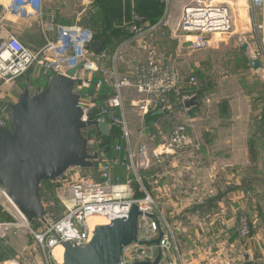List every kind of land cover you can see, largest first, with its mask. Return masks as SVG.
<instances>
[{
  "label": "built area",
  "instance_id": "1",
  "mask_svg": "<svg viewBox=\"0 0 264 264\" xmlns=\"http://www.w3.org/2000/svg\"><path fill=\"white\" fill-rule=\"evenodd\" d=\"M32 1H36L33 5L39 7L36 9V14L39 17L45 16V20L39 24L44 42L38 49L32 51L13 35L9 34L0 38V79L11 82L38 67L44 71L48 80L51 76L63 75L65 71L82 63V68L73 78L76 90L81 97L82 120L84 122L90 120L92 110L99 106L96 120L118 128L119 133L117 143L113 147V155L98 157L101 159L98 179L82 178L78 173L67 178L70 200L63 203L65 213L39 231L31 228L30 221L16 210L1 188L3 196L12 205L15 214L12 221L0 223V244L12 231L27 230L33 236L42 254L43 264H64L62 245L67 243L75 247L88 244L96 226L91 225V220L101 219L104 222L103 225H106L114 220L127 218L131 207L136 206L142 214L137 220V242L131 243L122 250L120 264H153L157 257V247L143 243L155 240L159 230L162 237L158 246L161 252L158 264H186L175 232L163 215L151 190L143 184L140 172L149 168L150 156L159 163L165 159V155L171 152H182L192 145L187 123L174 125L167 137L161 140L151 152L147 153L143 146L135 153L124 100V89L129 87L130 83L127 80L128 77L121 76L119 68L120 54L126 48L142 41L146 36L150 37L165 25L163 23L171 0H158L163 4V14L156 23L135 25L132 38L123 41L112 50L102 49L97 56L88 51L91 42L94 41L93 34L78 24L56 25L52 16L50 20H47L46 14H43V0H5L0 13V30H4L5 24L12 22L11 18L29 17L28 15L32 14L29 12ZM84 1L86 4L93 2V0ZM123 1L133 4L143 0ZM245 3L250 33L255 44V54L252 58H258L263 63L264 0H245ZM232 7L231 3L224 0H190L181 10L175 33L188 44V49L192 53L205 51L210 47L211 41L214 42L213 38L228 37L233 32ZM215 43L219 42L215 41ZM239 43L244 44L241 40ZM247 47L249 49L250 45L248 44ZM96 59L100 61V65H97ZM161 73V66L152 64L151 80L145 87L139 88L138 92L151 97L172 90L176 95L181 94L180 75L173 73L164 78V76L161 77ZM193 81L194 79L190 78L188 84L193 85ZM102 91H107L108 95L100 104H94L93 99H96L95 97ZM142 103H144L143 114L152 107H161L166 112L169 107L163 98L153 103L149 99ZM0 126L8 128L5 107H0ZM95 133L98 135L97 132ZM116 171L127 175L125 182L116 175ZM133 186H136L137 192L141 194L140 197H131ZM146 214L154 216L156 221L147 218ZM236 228L240 238L247 237L250 227L246 217L241 215L238 217ZM57 248H62L61 257H56L54 254ZM0 258H2V252H0ZM4 264L22 263L17 258H12L7 259Z\"/></svg>",
  "mask_w": 264,
  "mask_h": 264
},
{
  "label": "rangeland",
  "instance_id": "2",
  "mask_svg": "<svg viewBox=\"0 0 264 264\" xmlns=\"http://www.w3.org/2000/svg\"><path fill=\"white\" fill-rule=\"evenodd\" d=\"M189 1L171 0L167 17L163 23V25L167 24V31L158 32L155 37L146 36L142 41L129 46L120 54V60L126 70L127 57L134 58L133 64H142L138 55L140 52H144L147 61L161 66V77L166 78L173 73L180 74L181 80L193 77V85L203 87V100L205 99V106H207L204 112L206 117L198 130H193L194 134H197L199 138L203 135L211 136V146L215 147L222 158L221 161H224L223 164L229 162L235 166L232 167V186L234 184L237 187L243 198L238 199L236 204L232 206L230 221H228L230 215L228 210L225 212L226 214L223 213L228 216L227 220L217 221L212 225L210 223H198L197 230L202 234L199 236L203 245L204 242L206 244L211 243V239L208 238L209 234L206 232L213 230L216 237L218 229L227 232L233 238L231 242L238 246V250L243 251L253 235L261 233L264 236V60L262 63L263 70L254 72L249 67L248 59L255 54V44L250 33L245 0H224L233 5L234 27L230 36L213 38L214 42L224 40L222 43H218L219 46L209 47L203 52L192 53L188 49V44L182 39L172 40L170 28L179 21L181 10ZM0 2L3 3L5 0H0ZM34 3L36 1H32L31 7L29 6V12H32L28 15L29 17L11 18L12 22L8 23L7 30L4 31L6 32L5 36L13 35L32 51L38 49L44 42L43 32L39 24L45 20L44 15H41L42 18L40 19L36 14V9L39 7L34 6ZM126 5V3L121 2V5L115 10H107L105 7L93 9L95 4H86L84 0H43L42 8L43 14H46V19L50 20L52 16L56 25L78 24L90 31L109 29L111 35L115 34L111 38L112 44L117 43L119 45L126 40L125 38L121 39L124 32H133L132 30L135 25H138L137 21L139 20L134 15L136 13L134 6L128 8ZM104 14L108 15L109 23L107 26L101 25ZM117 27L122 28L123 32L119 29H117L118 32L113 30ZM239 40L250 45L247 54H243L242 50H239L241 45ZM226 41L228 42L226 43ZM44 76L47 78L44 71L36 67L17 80L5 82L0 79V107H6L7 104L15 100L25 87L31 91H38L39 87H43L40 85L43 83ZM211 91L218 92V94H213ZM132 93L130 92L126 97L125 112L133 149L137 153L139 148L144 146L149 153L160 144L161 140L167 137L172 128V123L182 124L185 119L183 120L179 116L168 121L165 116H162L154 122L146 124L142 119V107L144 105L142 102L149 99L153 103L157 99L163 98L166 104L170 106V111L171 103L175 99L174 93L167 92L152 97L147 94L133 96ZM210 93L211 95H209ZM148 112L149 110L146 114ZM88 134L89 139L95 142L96 149L102 158L106 155L103 152L102 138L90 130ZM116 143L113 141L110 143V147L115 146ZM190 147H194V144ZM186 150L188 151L189 147ZM100 163L101 159L94 161V166L97 167H93L95 168L93 171L92 168L90 171H87L88 169H72L53 182L42 183L40 196L47 212V223L30 222L31 228L39 231L48 223L60 218L66 210L63 203L70 200L67 178L78 173L82 178L97 179ZM116 175L120 177L122 182H125L127 177L125 173L116 171ZM228 176L222 175L221 180H226ZM149 188L151 189L150 185ZM136 193L133 186L131 197L135 198ZM161 209L164 208L161 207ZM14 214L12 205L5 199L0 188V223L12 221ZM240 215L246 217L250 227V231L244 239L237 234L236 223ZM92 223L104 224L101 219H94ZM172 228L175 234L181 233L180 223L175 226L172 225ZM177 239L181 250L183 246L181 234ZM230 240L217 237L214 240V245H212L215 247L212 249H216L215 252H218L221 248L228 246ZM262 240L264 241V239ZM206 244L202 247L199 246L201 252L207 248ZM252 247L254 260L252 264H263L260 260L264 254V243L254 244ZM0 252H2L0 264H4L7 259L12 258H17L22 264H43L42 254L33 236L27 230L12 231L9 237L0 244ZM240 253H238L237 263L243 264Z\"/></svg>",
  "mask_w": 264,
  "mask_h": 264
},
{
  "label": "water",
  "instance_id": "3",
  "mask_svg": "<svg viewBox=\"0 0 264 264\" xmlns=\"http://www.w3.org/2000/svg\"><path fill=\"white\" fill-rule=\"evenodd\" d=\"M141 22V20H138ZM104 40H94L89 46L97 56L104 47ZM247 52V44L241 46ZM249 67L256 72L263 70L258 58L248 59ZM82 63L63 75L51 76L45 86L33 92L25 87L15 100L6 105L8 128L0 126V188L7 199L30 222L47 223V212L40 196L44 182H53L72 169H90L99 157L95 142L89 139V130L101 136L110 135L112 127L102 121L82 120L80 95L74 76ZM186 112L199 109L198 96L182 98ZM104 152L107 149L103 150ZM142 216L132 206L125 219L106 225H96L93 237L85 246L63 244L64 264H120L122 250L137 242V220ZM156 221L152 215H145ZM162 233L145 245L158 248Z\"/></svg>",
  "mask_w": 264,
  "mask_h": 264
},
{
  "label": "crops",
  "instance_id": "4",
  "mask_svg": "<svg viewBox=\"0 0 264 264\" xmlns=\"http://www.w3.org/2000/svg\"><path fill=\"white\" fill-rule=\"evenodd\" d=\"M3 6L4 4L0 2L1 11ZM162 14L163 12L161 13L160 18L162 17ZM177 24L178 22L174 27L170 28V38L172 40L181 39L175 33ZM7 26L8 24H5L4 30H0V37L5 36L6 32L4 31L7 30ZM165 31H167V24L152 34L151 37H155L158 32ZM223 41L219 43H222ZM227 42L228 41H226V43ZM217 45L218 43L211 41L210 48L216 47ZM241 46L239 47V45H237L239 50H241ZM247 52H243V54H247ZM138 57L142 60V64H133L132 61L134 58L129 56L126 59V70L123 68L124 64L122 62L119 65L121 76L128 77L127 80L130 83V86L124 89L125 102L127 100L126 97L130 92H133V96L143 94L139 93L138 89L145 87L151 80L150 71L152 64L150 61L146 60L144 52H140ZM96 63L97 65H100L98 59H96ZM46 82L47 78L44 76L43 83L40 86L43 85L44 87ZM43 87H39V90ZM198 87L199 109L194 108L189 112H186L181 107L172 105L170 111L169 106L165 114L168 121L176 119L179 116H181L183 120L185 119L183 122L185 124L187 123L188 134L194 147L189 146L188 151L183 150L182 152H171L170 154L165 155V159L163 158L164 160L159 163L150 156V166L144 173V180H147L148 186H151V193L157 204L160 208H164L161 209L162 213L170 225L175 226L177 223L181 224V233H176L175 236H177V242L179 234H181L183 238L181 252L186 264H238V253L240 252L239 255H241L243 264H252L254 261L252 258V246L254 244L260 245V243H264L262 240L264 239V236L261 233L253 235L249 240V247L246 245L245 250L242 251L241 249L238 250V246L231 242L233 238L230 237L227 232L217 229V235L215 237L213 230H208L206 233L209 234L207 235L209 236L208 238L211 239V243L208 242L209 246H207L208 243L206 244V242H204L207 248L202 252L199 247H202L205 244L203 245L199 236L202 234L197 230L198 223L200 224L203 222L212 225V223H216L217 221L222 222L223 220H227L228 216H225L223 213L228 210V213L230 214L228 221H230L232 215L231 208L236 204L238 199L243 198V195L239 194V191L234 184L232 186V167L235 166H232L229 162L223 164L224 161H221V156L218 154L215 147L211 146L212 137L203 135L199 138L197 134H194L193 130H198L199 126L202 125L201 122L206 117L204 112L207 108V106H205L206 101L205 99L203 100V87ZM211 93L218 94V92L215 91H211ZM211 93L209 95H211ZM102 94L103 92L98 94L97 97H95L96 99H93L92 102L94 104H100V102L103 101V99H100ZM104 96L106 95L104 94ZM96 108H99V106ZM95 111L96 109H93L92 112ZM174 125L176 124L172 123L171 126L173 127ZM116 139L117 137H113L110 141L113 142L116 141ZM222 175L229 176L226 180L222 181ZM228 181H230V183H228ZM204 210L206 211L203 213ZM217 237L231 240L229 241L228 246L215 252L216 249H212L215 246L212 247V245H214V240ZM261 258L260 261L264 264V254H262Z\"/></svg>",
  "mask_w": 264,
  "mask_h": 264
},
{
  "label": "trees",
  "instance_id": "5",
  "mask_svg": "<svg viewBox=\"0 0 264 264\" xmlns=\"http://www.w3.org/2000/svg\"><path fill=\"white\" fill-rule=\"evenodd\" d=\"M102 1V2H100ZM121 2H123L122 0H93L92 3L95 4V6L93 7V9H102L103 7H105V9L107 10H115L116 8H118L119 5H121ZM99 3L97 6L96 4ZM126 3L127 7L129 8V6H134L133 8L136 10V13L135 16L138 17V19L141 20V22L137 21V23L139 25H142V24H154L156 23L160 16H161V13L163 12V4H161L158 0H143V1H136L134 2L133 4H130L129 2H124ZM104 19H103V23L101 24L102 26H107L108 23H109V19H108V15L104 14L103 15ZM113 26V25H112ZM83 28V27H82ZM85 30H89L88 28H83ZM117 29L121 30V32H123V29L120 28V27H117V28H114L113 30L117 31ZM90 31V30H89ZM93 36H94V40H104V47L103 49H114L118 44L115 43V44H112V40L111 38L113 37V35L115 34H110V30L109 29H106L105 31L102 30V31H90ZM118 32V31H117ZM132 32L128 31V32H124L123 34V37L121 39H130L132 38L133 34ZM121 37V36H120ZM88 51L89 48H88ZM193 78V77H192ZM188 79H182L181 80V90H180V93L179 95H176L173 90L170 91L172 93H174V96H175V99L173 101V103H171L172 105L174 106H179L183 109L182 107V98L183 97H188V96H192V95H197L199 94V87L197 86H194V85H189L188 84ZM194 86V87H193ZM193 87V88H192ZM103 94L100 96L101 100L104 99V94L105 95H108V92L107 91H102ZM101 92V93H102ZM89 93V92H88ZM91 94V92L89 93ZM162 104V103H161ZM226 105V104H224ZM96 109L95 112H91V118L90 120H96V118L98 117V114H99V108H94ZM93 111V110H92ZM166 112L164 113V110L161 109V107H156V108H151L149 109V112L147 114H143L142 116V119L144 120V122L146 124L150 123V122H154L155 120H157L158 118L162 117V116H165ZM91 132L93 131L94 133L97 132L99 137L102 138L103 140V144H104V149H107L108 152H104V154H106V156H112L113 155V147H110V143H112V141H110L113 137H117L118 136V128L116 127H112L111 129V132H110V135L109 136H106V137H103L100 135V133L97 131V130H94V129H91L90 130ZM115 139V138H114ZM103 149V150H104ZM110 150V151H109ZM93 167H97V166H93ZM92 167V171L95 170V168ZM91 169V168H90ZM90 169H88L87 171H90ZM146 171V170H145ZM145 171H141V177H143V184L149 189V186L147 184V180H144L145 179ZM121 173H124V172H121ZM97 176H98V170H97ZM98 179V177H97ZM146 183V184H145ZM135 188V192H137V188L136 186L134 187ZM141 194L140 193H136L135 194V197H140ZM59 219V218H57ZM55 219V220H57Z\"/></svg>",
  "mask_w": 264,
  "mask_h": 264
},
{
  "label": "bare ground",
  "instance_id": "6",
  "mask_svg": "<svg viewBox=\"0 0 264 264\" xmlns=\"http://www.w3.org/2000/svg\"><path fill=\"white\" fill-rule=\"evenodd\" d=\"M97 219V218H96ZM94 220V219H93ZM93 220H91L90 222H91V225H96V223H92V221ZM56 255V257H61V254H62V248H57V249H55V252H54Z\"/></svg>",
  "mask_w": 264,
  "mask_h": 264
}]
</instances>
